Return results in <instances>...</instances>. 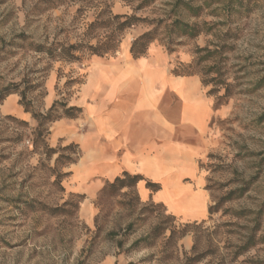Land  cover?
I'll list each match as a JSON object with an SVG mask.
<instances>
[{"label":"rangeland","instance_id":"obj_1","mask_svg":"<svg viewBox=\"0 0 264 264\" xmlns=\"http://www.w3.org/2000/svg\"><path fill=\"white\" fill-rule=\"evenodd\" d=\"M143 1L107 0L114 14L148 21L128 28L123 39L133 42L157 27L154 43L166 51L165 27L178 16L205 23L207 31L179 40L169 53L175 66L192 63L198 48L222 53L223 84L204 87L228 113L213 121V147L200 163L214 212L182 223L161 206L142 203L135 186L106 184L93 197L72 191L73 164L55 160L62 154L76 159L78 150L52 142L54 122L38 135L31 113L25 120L15 109H23L22 95L42 116L55 102L67 105L95 55L76 52L79 59L68 62L36 48L94 46L85 32L97 10L68 0H0V264H264V0H232L229 17L223 11L228 0H182L203 7L197 18L182 6L174 9L177 0H151L138 9ZM104 34L97 30L91 38ZM212 65L206 61L194 71L209 82L216 73L204 74ZM55 109L61 116L63 109Z\"/></svg>","mask_w":264,"mask_h":264},{"label":"crops","instance_id":"obj_2","mask_svg":"<svg viewBox=\"0 0 264 264\" xmlns=\"http://www.w3.org/2000/svg\"><path fill=\"white\" fill-rule=\"evenodd\" d=\"M131 44L124 38L110 56L89 61L66 105L81 112L51 124V140L78 148L68 168L72 191L93 197L123 174L137 176L142 203L161 206L182 223L202 222L209 193L200 163L213 147V121L228 110L216 107L200 77L174 74V54L152 43L134 58Z\"/></svg>","mask_w":264,"mask_h":264},{"label":"trees","instance_id":"obj_3","mask_svg":"<svg viewBox=\"0 0 264 264\" xmlns=\"http://www.w3.org/2000/svg\"><path fill=\"white\" fill-rule=\"evenodd\" d=\"M71 3L79 2L86 4L89 8H95L97 12L94 14L93 22L88 26L85 37H88L89 39H96V44L90 45L89 43L84 44V42L77 43L76 45H70L66 46L64 44H55L51 47L47 48L45 46H38L36 48V51L38 52H45L49 57L53 59H61L68 62H76L79 57L75 56L76 52H88V55L90 56H98V57H106L111 53H114L120 43L123 40V34L128 28H131L133 26H137L140 24H145V22H148L146 19L139 18L135 15H121V14H114L111 10L112 3L107 2V0H99L100 2H97L99 4H93L95 0H68ZM151 0H144L141 2V6L138 9L145 8L146 5L150 3ZM101 3V4H100ZM182 6L185 10H187L188 14L192 18H197L200 16L201 11L203 9L202 6L193 7L190 3L184 2L182 0H177L174 9H178ZM225 16L229 17L231 15L230 11H232V0H228V3L225 6V9L223 10ZM175 12V11H174ZM153 24V23H148ZM206 24L203 23L202 25L197 24H189L185 22L183 19H179L178 16H175L174 20L168 24L165 29V37L166 42L164 43V46L166 48V51L168 53H173L174 46H181L182 41L179 42L181 38H186L189 40H195L198 38V36L206 32L207 30H204V26ZM97 30L104 31V36H96L91 38L93 34L95 35V32ZM157 27H155L152 30L146 31V33L141 34L136 38L130 47V53L133 55L134 58H139L142 56H145L146 51L150 44L159 41L158 37H156ZM99 37V38H98ZM221 48H224V46H221ZM197 54L196 59L189 64H179V66H175L173 69V72L177 76H198V73L194 71V67H198V65H201L204 62H211L213 65L212 68L207 69V72H205L204 75L211 72L216 73V77L209 82H206L205 80L201 79V83L203 86L208 85V83H213V87H216L218 85L223 84L221 77L223 76L222 71L219 69V63L222 61V53L218 49L215 50H209L207 47L204 48H198L195 52ZM262 84V81L257 83L255 87L260 88ZM11 94V91L5 92L4 96H2V99H5L8 97V95ZM211 94V91L208 93ZM223 97H226L223 96ZM24 96L22 95L21 101L19 104L23 106V110L25 112H30L31 116L34 120L37 121V134L41 135V129L43 128L44 123L49 124L53 123L55 121L61 120V118H68V119H76L78 118L81 110L76 109L74 107L66 108V106L62 103H53L50 110L46 114L38 115L34 111L29 110L26 105L23 103ZM217 105H220V103H217ZM60 107L63 109V113L61 116L56 115V107ZM71 149H78L76 145L70 144L68 146H65L62 148L63 151H68ZM52 151H48L50 153ZM74 156L77 159L78 152L73 153ZM65 160L63 164H74L76 163V159H72L69 156H64L63 154L60 155L55 161L56 163H61L62 160ZM139 180V177L137 176H129L127 174H123L117 178L114 179L112 183H108L107 187L109 189H122L124 187H132L135 186L137 181ZM209 213L212 214L214 212V207H210ZM246 249V248H245ZM196 259H190L188 260V263H197Z\"/></svg>","mask_w":264,"mask_h":264}]
</instances>
